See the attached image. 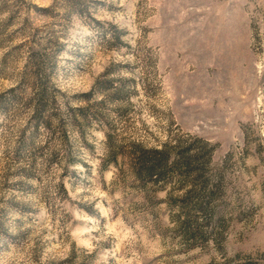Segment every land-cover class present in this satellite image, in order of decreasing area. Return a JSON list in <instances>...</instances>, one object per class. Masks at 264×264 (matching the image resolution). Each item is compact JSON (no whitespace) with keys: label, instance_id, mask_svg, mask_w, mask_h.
Returning a JSON list of instances; mask_svg holds the SVG:
<instances>
[{"label":"rangeland","instance_id":"obj_1","mask_svg":"<svg viewBox=\"0 0 264 264\" xmlns=\"http://www.w3.org/2000/svg\"><path fill=\"white\" fill-rule=\"evenodd\" d=\"M0 264H264V0H0Z\"/></svg>","mask_w":264,"mask_h":264},{"label":"trees","instance_id":"obj_2","mask_svg":"<svg viewBox=\"0 0 264 264\" xmlns=\"http://www.w3.org/2000/svg\"><path fill=\"white\" fill-rule=\"evenodd\" d=\"M48 101H51V98L47 97V94L44 90H41L36 107V119L41 117V108L46 107V102ZM55 116H57V114H55ZM108 139L109 141L111 140L109 135ZM199 142L204 143L202 140H199ZM189 151L190 149L173 151L172 147H167L166 145L161 149H153L146 152L144 149H139L140 154L137 157L138 164L133 168V172L140 180L150 179L153 182L161 180L167 174H177L179 181L183 182L188 176L191 175L192 171H199L197 167H193V165L196 163L199 153H195L193 156L189 157V155H187ZM172 154H174V158H172ZM192 157L193 159H191ZM71 163H74V161L71 160ZM198 194L196 195L198 196ZM187 197H189V193L186 198ZM186 201L187 200H184V203L180 206L182 210H188L189 207L193 206L190 202L186 203ZM196 205L200 208L203 206L202 204L198 203Z\"/></svg>","mask_w":264,"mask_h":264}]
</instances>
